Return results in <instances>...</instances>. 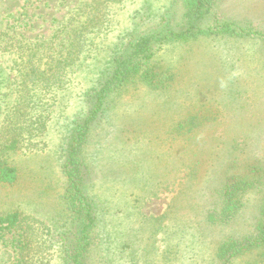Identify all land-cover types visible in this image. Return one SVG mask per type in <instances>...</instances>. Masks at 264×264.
Returning <instances> with one entry per match:
<instances>
[{"label": "rangeland", "instance_id": "1", "mask_svg": "<svg viewBox=\"0 0 264 264\" xmlns=\"http://www.w3.org/2000/svg\"><path fill=\"white\" fill-rule=\"evenodd\" d=\"M27 1L0 0V16L13 24L33 13L31 30L21 31L41 41L90 0ZM150 1L166 19L161 25L145 26L148 30L161 26L207 32L189 41L154 36L152 65L163 69L153 82L168 85L172 72L177 74L172 87L159 90L136 81L128 91L111 93L109 118L96 125L83 150L89 176L85 185L97 208L88 258L95 264H218L213 255L221 243L264 233V177L258 178V168H264V133L246 140L237 135L242 129L234 128L247 121L264 131V0H212L199 15L185 11L176 0ZM132 10L134 5H126L115 32L101 38V56L114 45L117 32L130 25L124 16ZM238 27L246 28L248 35H230L229 29ZM94 63L87 81L94 76ZM80 91L70 95L77 97ZM72 104L67 108L72 116L85 109L77 99ZM132 121L138 127L131 128ZM183 123L184 129L177 128ZM46 134L45 149L11 154L10 162L22 172L21 186L0 185V211L20 207L62 233L65 228L60 227L68 219L62 198L65 161L58 153L62 142L58 127ZM228 169L234 177L243 175L240 182L255 181L253 193L245 196L246 206L231 225L209 220L218 201L212 189ZM201 187L206 194L202 197ZM261 246L238 257L236 264H264ZM6 249L0 241V252ZM6 258L1 259L7 263Z\"/></svg>", "mask_w": 264, "mask_h": 264}, {"label": "trees", "instance_id": "2", "mask_svg": "<svg viewBox=\"0 0 264 264\" xmlns=\"http://www.w3.org/2000/svg\"><path fill=\"white\" fill-rule=\"evenodd\" d=\"M211 1L175 2L180 3L185 11L199 15L210 6ZM139 3L140 0H90L74 9L53 35L41 41L30 40L21 31L31 30L33 13L23 14V19L18 18L13 24L0 16V61L5 59L4 63H0V185L20 188L22 172L10 162L11 154L18 150L34 154L45 149L46 133L50 127L56 126L62 142L58 153L65 161L61 163L66 177L62 198L68 217L64 226L60 227L65 228L60 233L51 225L27 215V211L20 207L0 211V241L7 248L0 252L1 264H8L9 261L11 264H95L88 255L97 208L85 185L89 176L87 164L83 162V150L92 141L96 125L109 118L114 100L112 92L128 91L136 81L159 90L168 89L175 83L177 74L172 72L168 85L158 86L153 82V76L163 69L152 65L154 36L160 35L168 41H189L207 32L196 33L193 28L165 30L160 29L161 26L148 30L145 26L149 28L165 21V12L158 14L159 9L150 0H145L144 6L136 9ZM129 4L134 5V10L124 17L130 25L117 32L116 42L101 56V38L115 32L118 17ZM18 22L27 27L23 29ZM229 31L230 35H248L243 27L230 28ZM92 61L95 62V67L91 69L94 76L87 81ZM78 89L81 90L76 94L78 98L70 95ZM76 99L84 104L85 109L77 110L72 116L67 108L73 106L72 101ZM130 126L138 127L135 121ZM184 127L183 123L177 128ZM234 128L242 129L237 135L244 136L246 140L253 133L258 137L264 133L263 127L260 132L247 121H241L240 125L235 123ZM260 168L259 179L264 177V168L261 165ZM229 171H226V178L212 189L214 194L216 190L218 193V201L209 214L213 223H235L239 210L246 206V194L253 193L255 189V181L240 182L238 179L243 175L234 177ZM214 182L217 184L215 179ZM204 185L207 186L206 183ZM204 189H201L203 194L200 197L206 195ZM59 235L63 239L58 238ZM233 242L224 241L216 247L213 255L215 263L236 264L238 257L264 245V233L257 238L252 236ZM1 258H6L8 262Z\"/></svg>", "mask_w": 264, "mask_h": 264}]
</instances>
